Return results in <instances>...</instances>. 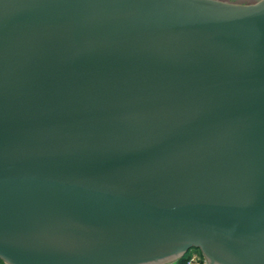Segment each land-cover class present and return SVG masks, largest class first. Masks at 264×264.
I'll return each instance as SVG.
<instances>
[{
	"label": "water",
	"instance_id": "obj_1",
	"mask_svg": "<svg viewBox=\"0 0 264 264\" xmlns=\"http://www.w3.org/2000/svg\"><path fill=\"white\" fill-rule=\"evenodd\" d=\"M264 264V0H0V259Z\"/></svg>",
	"mask_w": 264,
	"mask_h": 264
},
{
	"label": "built area",
	"instance_id": "obj_2",
	"mask_svg": "<svg viewBox=\"0 0 264 264\" xmlns=\"http://www.w3.org/2000/svg\"><path fill=\"white\" fill-rule=\"evenodd\" d=\"M181 264H209L207 258L200 252L198 254H186Z\"/></svg>",
	"mask_w": 264,
	"mask_h": 264
},
{
	"label": "rangeland",
	"instance_id": "obj_3",
	"mask_svg": "<svg viewBox=\"0 0 264 264\" xmlns=\"http://www.w3.org/2000/svg\"><path fill=\"white\" fill-rule=\"evenodd\" d=\"M191 253L198 254V253H200V250L196 247H192L186 252V254H191Z\"/></svg>",
	"mask_w": 264,
	"mask_h": 264
},
{
	"label": "trees",
	"instance_id": "obj_4",
	"mask_svg": "<svg viewBox=\"0 0 264 264\" xmlns=\"http://www.w3.org/2000/svg\"><path fill=\"white\" fill-rule=\"evenodd\" d=\"M185 259V254H183L182 256H180L178 258V264H181ZM0 264H6L2 259H0Z\"/></svg>",
	"mask_w": 264,
	"mask_h": 264
},
{
	"label": "crops",
	"instance_id": "obj_5",
	"mask_svg": "<svg viewBox=\"0 0 264 264\" xmlns=\"http://www.w3.org/2000/svg\"><path fill=\"white\" fill-rule=\"evenodd\" d=\"M201 252V251H200ZM178 258L179 257H176V258H174L173 260H171V261H169V262H167V263H164V264H178Z\"/></svg>",
	"mask_w": 264,
	"mask_h": 264
}]
</instances>
